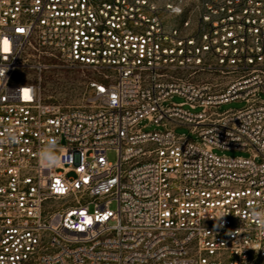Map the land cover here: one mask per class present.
<instances>
[{
  "label": "built area",
  "instance_id": "built-area-1",
  "mask_svg": "<svg viewBox=\"0 0 264 264\" xmlns=\"http://www.w3.org/2000/svg\"><path fill=\"white\" fill-rule=\"evenodd\" d=\"M60 62L78 107L43 98ZM0 70V264H264V0H0Z\"/></svg>",
  "mask_w": 264,
  "mask_h": 264
},
{
  "label": "rangeland",
  "instance_id": "rangeland-1",
  "mask_svg": "<svg viewBox=\"0 0 264 264\" xmlns=\"http://www.w3.org/2000/svg\"><path fill=\"white\" fill-rule=\"evenodd\" d=\"M92 75L87 70L80 67H70L65 63H56L52 68L45 71L42 74L41 91L43 98L47 102L57 103L64 107H78L83 104L84 95L86 92L87 80ZM32 78V76H30ZM221 82H224L223 78H219ZM36 81V78H34ZM261 99L264 100V95H261ZM171 102L180 103L182 99L174 97ZM245 106L244 102H232L220 107L219 112H225L229 110H239ZM201 109L192 111L193 113L200 112ZM145 132L162 131V127H158L155 124H150L147 121H143L140 125ZM176 133L178 135H185L187 138L193 141H199V137L193 134L187 127L177 128ZM219 155H227L229 157H249V154L243 152H220L216 151ZM108 159L114 163L117 160L116 151H110L108 153ZM112 209H116V204L111 206Z\"/></svg>",
  "mask_w": 264,
  "mask_h": 264
},
{
  "label": "clouds",
  "instance_id": "clouds-1",
  "mask_svg": "<svg viewBox=\"0 0 264 264\" xmlns=\"http://www.w3.org/2000/svg\"><path fill=\"white\" fill-rule=\"evenodd\" d=\"M179 11V9H177ZM0 75H3V71L0 70ZM7 138L10 142H15L17 136L15 132L11 129L6 131ZM42 148L40 149L38 156L40 164L51 169L56 167L62 162V157L59 153L62 151L58 141L55 138H48L42 141ZM224 213L221 217H223ZM249 217L252 219L259 228L264 229V203L254 204L249 212Z\"/></svg>",
  "mask_w": 264,
  "mask_h": 264
},
{
  "label": "snow or ice",
  "instance_id": "snow-or-ice-1",
  "mask_svg": "<svg viewBox=\"0 0 264 264\" xmlns=\"http://www.w3.org/2000/svg\"><path fill=\"white\" fill-rule=\"evenodd\" d=\"M22 31V30H20ZM5 50H7V41H5ZM25 96L27 97V92H25Z\"/></svg>",
  "mask_w": 264,
  "mask_h": 264
}]
</instances>
